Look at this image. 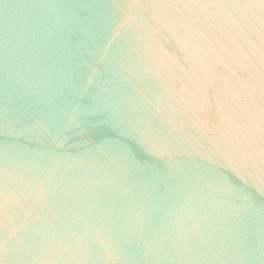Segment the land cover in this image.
I'll return each instance as SVG.
<instances>
[{
    "label": "water",
    "instance_id": "1",
    "mask_svg": "<svg viewBox=\"0 0 264 264\" xmlns=\"http://www.w3.org/2000/svg\"><path fill=\"white\" fill-rule=\"evenodd\" d=\"M0 264H264V0H0Z\"/></svg>",
    "mask_w": 264,
    "mask_h": 264
}]
</instances>
